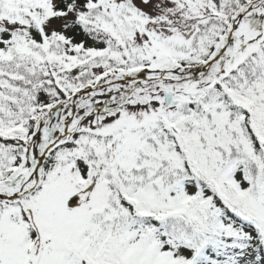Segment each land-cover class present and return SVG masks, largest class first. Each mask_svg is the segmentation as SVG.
<instances>
[{"label":"snow or ice","instance_id":"1","mask_svg":"<svg viewBox=\"0 0 264 264\" xmlns=\"http://www.w3.org/2000/svg\"><path fill=\"white\" fill-rule=\"evenodd\" d=\"M0 264H264V0H0Z\"/></svg>","mask_w":264,"mask_h":264}]
</instances>
